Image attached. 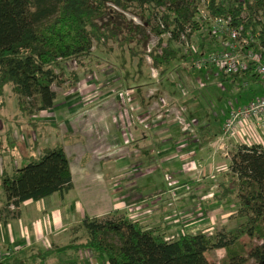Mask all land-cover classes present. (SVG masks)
Segmentation results:
<instances>
[{"label": "trees", "instance_id": "trees-1", "mask_svg": "<svg viewBox=\"0 0 264 264\" xmlns=\"http://www.w3.org/2000/svg\"><path fill=\"white\" fill-rule=\"evenodd\" d=\"M204 1L0 0V97L10 87L21 112H47L56 98L51 89L53 84L72 87L79 82L75 72L66 75L57 71L60 62L89 56L94 47H105L112 41L121 49L135 42L129 48L130 55L138 57L139 64H143L150 34L167 39L159 38L150 51L149 69L162 75L175 62L190 66L193 60L205 56L203 52L195 55L190 52L192 36L208 24L200 16L201 8L209 18L228 20L229 28L240 32L239 40H248L246 48L264 60V0ZM127 13L142 23L129 22L127 33L120 36L122 26L110 23L107 18L113 16L124 21ZM182 35L186 50L173 46L180 43ZM208 36L214 41L222 39L224 47L226 38L209 33ZM248 66L243 72L220 74L219 78L221 82L223 77L232 82L239 78L258 80L255 64L249 62ZM202 70L205 69L195 73ZM192 184L186 181L181 186ZM71 189L69 160L59 145L42 148L39 156L25 160L11 174L4 169L0 173V191L8 214L11 206L15 210L26 201L37 202L53 194L62 196ZM215 199L235 208L231 217L236 222L233 229L168 239L161 228L142 225L124 215L85 217L71 229L75 234L81 232V238H75L63 250L39 251L30 261L44 264L53 255L62 253L67 255V262L62 264H80V254L86 252L97 264H210L205 254L223 250L225 256L220 264L251 261L264 264V148L261 145L241 144L232 148ZM197 212L204 218L202 207L192 212L194 217L198 216ZM15 263L22 264L17 259L10 263L6 257L0 258V264Z\"/></svg>", "mask_w": 264, "mask_h": 264}, {"label": "crops", "instance_id": "crops-1", "mask_svg": "<svg viewBox=\"0 0 264 264\" xmlns=\"http://www.w3.org/2000/svg\"><path fill=\"white\" fill-rule=\"evenodd\" d=\"M94 85L83 87L80 79L76 86L61 85L67 91L55 98L50 116L40 121L53 134L42 137L41 149L56 142L57 122L61 114H69L75 120L74 127L68 118L63 120L69 136L83 137L93 128L100 138V142L97 140L90 149L78 147L66 151L62 147L69 160L72 189L62 196L53 194L37 202L26 201L17 209L10 210L9 214L4 211V197L0 191V252L5 251L0 256L6 257L10 263L17 259L22 264H32L30 257L39 251L66 249L78 237L79 232L75 234L71 229L85 217L103 218L111 213L124 215L148 227H159L168 239L182 234H211L217 217L225 223V218L232 216L235 208L215 199L220 179L215 180L214 176L213 180L210 177L204 182L192 181L187 179L186 171L193 165L203 170L204 175L218 170L213 156L207 155L210 151L217 154L226 147L231 150L241 144H257L264 148V126L257 121L240 130L236 139H227L224 143L219 139L228 114L217 135L208 128L200 129L199 135H191L175 123L165 124V116H153L161 98L152 100V96L160 95L157 92L161 90L153 83L135 86L134 90L131 88L130 92L135 91V95L130 93L131 106L127 117L119 119L116 113L95 111L92 109L97 103L94 97L100 95L94 94L97 89ZM117 94L115 102L121 104L123 110H128L129 103L127 108L124 107ZM169 106L175 108L171 104ZM84 111L85 114H81ZM51 138L52 143L48 141ZM4 139L12 143L8 151L0 145V154L3 153L0 160L8 174L15 168V160L19 164L40 155L41 149L28 152L26 142L19 140L13 132ZM14 143L16 146L12 148ZM125 147L128 151H116ZM159 170L163 173L168 192L162 191L159 195L146 193L141 185L148 188L160 185L154 178ZM126 174L130 175L129 181L124 180L121 184V178ZM135 180H140V184L134 183ZM186 181L194 184L181 186ZM198 207H202L204 218L201 215L188 220V215ZM92 257L89 253H81L80 264H95ZM65 262L67 255L59 253L44 264Z\"/></svg>", "mask_w": 264, "mask_h": 264}, {"label": "rangeland", "instance_id": "rangeland-1", "mask_svg": "<svg viewBox=\"0 0 264 264\" xmlns=\"http://www.w3.org/2000/svg\"><path fill=\"white\" fill-rule=\"evenodd\" d=\"M124 18V21L116 19L113 16L107 18L110 23L120 24L122 26L120 36L127 33L129 29L127 24L129 22L134 25H140L142 23L139 18L129 13L125 14ZM107 20H105V22ZM209 31L210 23L204 25L203 28L191 38V44L195 47V50L198 53H205V56L210 53L224 51L222 39H215L214 41L212 37L208 36ZM153 35L155 34L148 35L145 49H147L148 46L152 47L153 44H156L155 39H157L158 36L156 38V36ZM225 36L226 35H222L221 37L225 39ZM159 38L166 41L167 36ZM134 45L135 42L130 43V45H126L121 49L117 43L109 41L105 47H94L89 56L79 58L78 60L60 62L57 71L66 75L70 71H75L80 79V84H83V87L95 84L94 86L97 87V89L94 91V94L99 93L100 96H93L97 103L92 109L101 113L104 111H110L111 114L116 113V116H119V119L127 117L130 113V93L135 95V91L130 92L131 88L135 86H146L153 83V85L159 89L161 88V90L157 92L160 93V95L154 94V96H152V100L155 101L159 97H165L166 102L174 107H183L184 112L182 117L186 120L187 131H189L191 135H199L200 129L202 128H208L212 134L217 135L222 122L231 109L239 108L254 98L264 96V81L260 77L258 80L239 78L236 82H232L231 79L225 81V78L223 77L222 79H224V82H221L220 78H209L206 70H202L201 73H195L196 69L193 67L194 72H192L191 66L193 65L188 67L183 66L182 62L173 63L169 70L162 72V75H159V72L156 70L157 79L154 80L150 76L148 64H146L145 61L143 64H139V58L130 55L129 48L134 47ZM173 46L175 48L181 47L186 50L185 45L181 43H177ZM192 75L195 77H192ZM198 79H200V81L197 84ZM51 89L56 93V97H61L60 95L67 91L65 86L59 87L56 84H53ZM116 92H127L126 95H129V99L127 97V100H129L128 110H123L121 104L115 102ZM92 94L93 93H91V95ZM88 97L90 98V96ZM57 103H59L58 100ZM50 114L51 110L42 113L21 112L17 106V99L11 92L10 87L5 88L3 95L0 97V145L3 146L5 151L11 149L12 143L8 142L4 137L7 135L6 133L9 134L10 132H13L19 140L24 141V143L26 142L25 145L27 146L28 152H36L38 149H41L42 137L44 138V135L47 136L48 134L53 136L50 129L43 127L40 123L42 119L47 118ZM81 114H85V111ZM157 114L158 112L155 111L153 116L156 117ZM66 118H68L72 127H74V118L69 114H64L63 116L61 114L59 116V122H57V140L52 145L48 144L49 146L53 147L59 145L68 151L69 149L78 147L90 149L96 145L97 140L100 142V138H97V132L94 131L93 128H91L90 131H87L83 137L69 136L67 127L63 126V120ZM197 125L199 126L197 127ZM51 139L48 140L50 143L53 141V139ZM15 146L16 144L14 143L12 148H15ZM125 148L116 151H128V149ZM231 150L226 147L223 152L217 154L210 151L207 155L213 156L218 170H212L211 174L204 175L205 173L203 170H200L196 165L195 168L190 166L189 170L186 171L187 179L192 181L202 180V182L206 179L209 180L210 177H213V180L214 176H216L215 180L220 179V175L225 173L224 171H226L228 167ZM20 166H22V163L18 164L17 160H15L14 167L18 168ZM3 167L4 163L0 160V171ZM129 178L130 175L128 174L122 176L121 184L124 180L129 181ZM154 178L158 180L160 185H155L154 187L150 186L149 188L148 186L141 185L145 192L155 195H159L162 191L164 193L168 192L169 189L166 186L161 170L154 174ZM137 182L140 184V180L134 181V183ZM215 191L216 190H214V192ZM231 217L232 216L225 218L227 221L225 223H222L221 218L217 217L215 222L213 221L215 224L212 226V232H218L222 228L227 230L233 229L236 222L231 220ZM191 219L192 218L188 217V220L191 221ZM78 237H82L81 232L78 233ZM45 246H47V244H45ZM31 251L32 250L28 252ZM4 252L5 251H1L0 253ZM224 256L225 252L223 250H217L205 254V257L210 264H220V260ZM248 264L256 263L251 261Z\"/></svg>", "mask_w": 264, "mask_h": 264}, {"label": "built area", "instance_id": "built-area-1", "mask_svg": "<svg viewBox=\"0 0 264 264\" xmlns=\"http://www.w3.org/2000/svg\"><path fill=\"white\" fill-rule=\"evenodd\" d=\"M203 3H205L204 0ZM199 13L202 18L210 23V35L217 38L226 35V39L223 41L225 49L223 52L201 56L192 62L193 67L196 70L205 69L209 78L212 77L217 79L220 74L228 75L231 73L243 72L249 68L248 63L251 62L255 64V73L264 81V60H261L260 56L256 55L252 50L246 48L248 40H239L241 37L240 32L230 29L228 20L222 18H209L203 8L200 9ZM155 40L157 44L159 39L157 38ZM180 43L186 45L184 35L181 36ZM156 44H153L152 47L148 46L146 49L145 59L149 66H151L149 53ZM190 52L192 55L197 54L193 46L190 47ZM183 66H188V63H183ZM150 76L154 80L157 79V74L151 67ZM199 81L200 79H198L197 84ZM126 93L118 92L117 97L122 101L123 106L127 108L129 103L127 97L129 99V95L127 96ZM157 106L158 109L156 112H158V116L160 118L163 116L166 117L164 121L165 124L175 123L183 127L185 131L188 130L186 126L187 122L182 117L184 112L183 107L172 108L164 98L159 99V104L157 103ZM159 121L162 122L161 119H159ZM255 121L264 126V96L254 98L239 108L231 109L222 126V133L219 140L223 142L227 139H236V136L240 135V130L246 129L247 126L253 124ZM193 167L195 168V165H193ZM10 209L14 210L13 206H11ZM196 215L201 216V213L197 212ZM188 217L193 219V213L189 214Z\"/></svg>", "mask_w": 264, "mask_h": 264}]
</instances>
